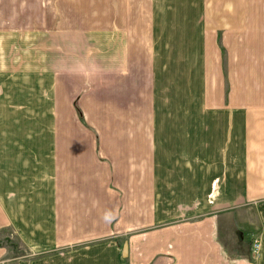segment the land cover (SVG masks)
Wrapping results in <instances>:
<instances>
[{
	"label": "crops",
	"instance_id": "obj_1",
	"mask_svg": "<svg viewBox=\"0 0 264 264\" xmlns=\"http://www.w3.org/2000/svg\"><path fill=\"white\" fill-rule=\"evenodd\" d=\"M0 232L24 264H264V0H0Z\"/></svg>",
	"mask_w": 264,
	"mask_h": 264
},
{
	"label": "rangeland",
	"instance_id": "obj_2",
	"mask_svg": "<svg viewBox=\"0 0 264 264\" xmlns=\"http://www.w3.org/2000/svg\"><path fill=\"white\" fill-rule=\"evenodd\" d=\"M67 48H68L67 44L61 42L62 54L67 51ZM44 51L46 52V54L51 55V53H52V38L51 39L46 38V42L44 45ZM63 60H64V58L62 57V61ZM49 61H50V59H49ZM77 114H78L79 120L83 123V119H82V116L80 115V112H77ZM0 246H3V247L5 246L6 248H8V251H11L9 254V257H10V259H13V261L9 262V263L7 262V264H24V262H22V259H21L22 256L24 255V252L19 248L18 241L15 238L14 234L5 235V234L0 232Z\"/></svg>",
	"mask_w": 264,
	"mask_h": 264
},
{
	"label": "built area",
	"instance_id": "obj_3",
	"mask_svg": "<svg viewBox=\"0 0 264 264\" xmlns=\"http://www.w3.org/2000/svg\"><path fill=\"white\" fill-rule=\"evenodd\" d=\"M257 248H258V243L257 242H253L252 243V249H253V251H256Z\"/></svg>",
	"mask_w": 264,
	"mask_h": 264
},
{
	"label": "water",
	"instance_id": "obj_4",
	"mask_svg": "<svg viewBox=\"0 0 264 264\" xmlns=\"http://www.w3.org/2000/svg\"><path fill=\"white\" fill-rule=\"evenodd\" d=\"M122 250H123L122 253L124 254V250H125L124 246H123V249Z\"/></svg>",
	"mask_w": 264,
	"mask_h": 264
}]
</instances>
